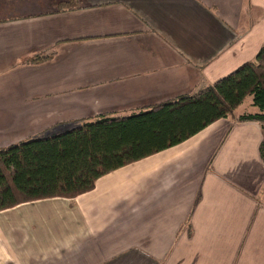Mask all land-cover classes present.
<instances>
[{"label": "crops", "instance_id": "0c3cea01", "mask_svg": "<svg viewBox=\"0 0 264 264\" xmlns=\"http://www.w3.org/2000/svg\"><path fill=\"white\" fill-rule=\"evenodd\" d=\"M82 1L0 0V148L195 94L264 47V0ZM262 141L220 119L89 192L0 211V264H264Z\"/></svg>", "mask_w": 264, "mask_h": 264}, {"label": "trees", "instance_id": "16d2710c", "mask_svg": "<svg viewBox=\"0 0 264 264\" xmlns=\"http://www.w3.org/2000/svg\"><path fill=\"white\" fill-rule=\"evenodd\" d=\"M48 59L37 56L32 63ZM220 119L259 124L264 162V47L254 61L195 94L129 115H98L59 134L0 148V211L89 192L100 177L176 146Z\"/></svg>", "mask_w": 264, "mask_h": 264}, {"label": "rangeland", "instance_id": "374dc122", "mask_svg": "<svg viewBox=\"0 0 264 264\" xmlns=\"http://www.w3.org/2000/svg\"><path fill=\"white\" fill-rule=\"evenodd\" d=\"M22 1H24L25 5H27V3L29 2L30 10L32 13H34V12H41L42 10H51L54 8H59L60 6L64 7L68 3L74 4V2H78L79 0H22ZM83 2L84 1L81 0L80 4H83ZM43 137H46V136H43ZM30 139H33V138H30ZM30 139H27V140H30Z\"/></svg>", "mask_w": 264, "mask_h": 264}]
</instances>
